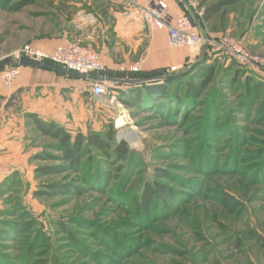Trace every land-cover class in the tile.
Listing matches in <instances>:
<instances>
[{
    "label": "rangeland",
    "instance_id": "1",
    "mask_svg": "<svg viewBox=\"0 0 264 264\" xmlns=\"http://www.w3.org/2000/svg\"><path fill=\"white\" fill-rule=\"evenodd\" d=\"M22 1L8 4L0 0V59L15 56L26 45L52 52L46 43L66 35L69 42L93 49L109 60L110 49H101L104 41L93 37L83 41L82 30L69 29V25L82 21L92 35L102 25L104 36H109L105 41L108 47L114 40L117 20L112 9L138 11L126 0H39L13 9ZM177 1L203 14V2L208 7L219 0ZM259 2L244 0L224 10L205 25V33L208 37L213 33L220 34L214 38L227 34L235 38L239 29L263 31L262 13L248 10ZM261 39V44L246 48L264 58V36ZM144 51L139 48L136 58L131 53V60H143L140 54ZM213 60L205 65L218 67L217 73L196 101L186 103L184 86L177 82L174 91L181 94L185 106L175 97L163 107L155 106L157 110L153 105L128 107L109 83L103 99L106 102L93 100L90 84H85L86 110L81 115L75 106L72 110L58 109V121L72 135L104 134L113 128L115 142L127 143L132 151V159L120 164L122 168L96 156L88 170L85 163L77 172L36 176L37 167L64 163L33 159L42 152L61 154L50 150L54 141L36 131L26 113L27 167L0 189V213L3 203L13 204L8 209L14 213L12 218L0 216V264H264V249L257 241V237L264 240V88L258 91L244 82L252 77L249 70L233 79V73L225 70L226 60L218 59L219 65ZM103 63L111 69L105 60ZM190 65L168 69L173 74L187 71ZM261 71L256 72L255 81H264ZM246 94L249 98L244 100ZM19 96L8 103L27 112L36 95L30 100L26 94ZM65 98L74 102L71 95ZM128 133L136 136L133 143L119 140ZM157 170L169 173L159 181L173 191L167 200L172 210L155 205L146 214L137 215L134 204L145 184L155 180ZM46 184L71 185L83 193L35 197ZM222 197L236 206L230 210ZM2 221L13 222L12 228ZM28 222H32L30 229ZM31 240L32 247L25 248Z\"/></svg>",
    "mask_w": 264,
    "mask_h": 264
},
{
    "label": "trees",
    "instance_id": "2",
    "mask_svg": "<svg viewBox=\"0 0 264 264\" xmlns=\"http://www.w3.org/2000/svg\"><path fill=\"white\" fill-rule=\"evenodd\" d=\"M5 1L8 4L11 2V0ZM38 1L39 0H25L17 3L13 9L20 10L24 6L36 4ZM243 1L244 0H219L216 4L208 7H205V2H203L200 5V8L204 10L203 14H198L187 3L182 4L179 2V4L183 9L184 14L192 19L195 27L198 30L201 29L202 33H205V25L209 24V22L220 15L224 10L232 8ZM194 18L197 19V23ZM218 59L220 60V58L215 57L214 54L210 53L209 48H205L201 52L200 60L191 64L187 71H178L177 73L172 74L169 72L170 69H158L150 72L121 73L106 69V72H94L92 75L95 77H107L110 79L111 84L114 85L111 87L112 92H117L120 95L119 98L121 102L128 107L140 108L141 106V108L145 109L149 108L150 105H153L154 107L156 106L159 108L165 106L171 99H174L175 101V97L177 99L176 101L183 106V100L179 97L181 94L174 91L177 88V82L182 83L181 87L184 86L183 96L187 99L186 103L196 101L201 96V93H203L208 86L212 84L218 69L216 66L205 65V62L207 64V62L213 60L215 64L219 65ZM221 59L226 60V62L229 63L228 65H225V70L230 71L231 74L233 73V79H238L240 74L244 73L245 70H249L252 77L244 78V82L248 85L251 84L258 91L264 88V81H255L254 79L257 77L256 72L258 71L241 66L228 57ZM186 76L188 79H186V83L184 84L182 80ZM118 80H139L145 83L137 85H127L123 83L116 84ZM181 87L179 91L181 90ZM245 91H247V89ZM247 98H249V96L247 94L244 95V100H247ZM156 107L154 108L155 110H157ZM27 119L33 123L36 131H38L42 136L50 138L54 141V145L49 147L50 150L61 154L60 157H57L51 153L42 152L40 154H36L33 159L37 162H54L59 160L64 163L63 166L58 167H37L35 169L36 176H55L73 170L77 172L85 165V163H88L86 168L88 170L90 168V163L94 161L96 156L103 158L102 160L112 164V166H117L118 168H122L119 167L120 164L132 159V151L130 150L128 144L125 142H115L113 128H110L104 134L89 132L88 134L76 133L75 135H72L64 127L54 122H45L36 114H28ZM120 170L122 169H119V171ZM168 176L169 173L167 171L157 170L155 180L152 181V183L148 182L145 184L140 196L138 197V201L134 204V212L137 215L146 214L145 212H148L149 207L155 205L156 208H160L157 206L162 205L164 211L172 210L170 205H167V200L168 198L173 197V191L169 190L165 184L160 182ZM4 186L5 185L2 184L0 189ZM43 188L45 189L35 192V197L40 198L55 194L70 195L71 193L80 196L83 193L81 188L75 189L71 185L46 184ZM222 202L224 203V206L230 208V210L236 206V204L231 205L228 197H222ZM3 204L4 209L1 211L0 216L14 217L12 209H8L12 208L13 204ZM3 223L8 224L7 227L12 228L13 222L2 221V224ZM26 227L28 229L32 228V222H28ZM9 238L12 237L9 236L8 239ZM20 239L21 236L19 235L18 241ZM257 241L264 249V240L261 237H257ZM26 247H32V240L27 246H25V248Z\"/></svg>",
    "mask_w": 264,
    "mask_h": 264
},
{
    "label": "crops",
    "instance_id": "3",
    "mask_svg": "<svg viewBox=\"0 0 264 264\" xmlns=\"http://www.w3.org/2000/svg\"><path fill=\"white\" fill-rule=\"evenodd\" d=\"M151 1L154 6H157L159 2L167 5L165 12L172 23L178 17L184 15V11L177 0ZM256 9L264 17V0H260L258 6L254 5V7L249 6L248 8V10ZM112 11L115 12L117 20L114 26V40L108 43V47L105 41L109 39V36H104L102 25L99 24L96 35L89 33L90 28L81 23L82 21L75 20L69 25V29L74 27V30L78 28L82 30L84 37L81 39L83 41L91 40V37L104 41V44L103 42L101 43V49L104 50L106 46L108 50L110 49L112 55L109 60L106 59V56L104 57L105 63H109L111 66V69L108 68L110 69L109 71L124 73L121 71L122 67L129 69L132 65L139 62H141V72L171 67L182 68L187 64L200 60L201 50L206 48L203 47L200 51H193L189 48L171 47L167 31L155 30L149 27L142 19L139 11H133L126 7L117 10L112 9ZM199 31L202 32L201 29ZM236 34L238 36L235 38L240 40L242 44L254 46L262 43L261 38L264 36V30L239 29ZM217 36H220V34L213 35L211 33V37ZM68 43L69 38L65 35L62 39L59 38L46 43L45 47L54 51L57 47ZM139 48H145L144 53L140 54V58L142 57L143 60H131L136 58ZM131 53H133L132 58ZM212 54L220 58L221 61L222 55L220 53L212 51ZM120 57L126 60L122 61ZM221 62H224V60ZM122 63H125L126 66H121L120 64ZM227 64L229 63L226 62ZM93 83L31 67H22L19 78L11 85H5L0 81V186L15 175L19 176L20 172L24 170L23 168L27 167L26 162L30 156V151L26 150L29 141L26 140L27 130L25 119L23 118L24 115L26 113L37 114L46 122H54L64 126V123L61 124L57 119L58 109L62 111L64 107L67 110H72L73 106H75L77 113L81 115L86 110L85 84H90L88 89L90 97L93 100H98L92 95ZM25 94L28 95L29 100L32 95H36V98L33 103L32 99L29 101L28 111L22 113L21 110L19 111V106L13 102L20 97L19 95ZM69 95L74 98V102H69L65 98ZM62 97H64V100L60 99ZM11 99L14 101L8 103ZM101 101L106 102L103 99ZM29 168L31 167L29 166Z\"/></svg>",
    "mask_w": 264,
    "mask_h": 264
},
{
    "label": "built area",
    "instance_id": "4",
    "mask_svg": "<svg viewBox=\"0 0 264 264\" xmlns=\"http://www.w3.org/2000/svg\"><path fill=\"white\" fill-rule=\"evenodd\" d=\"M126 1L138 8L142 19L149 27L167 31L171 47L189 48L193 51H200L206 47L215 53L225 55L241 66L264 72V58L250 53L240 40L228 35L218 38L208 37L206 33L200 32L192 19L185 14L172 23L165 12L167 5L162 2L154 6L151 0ZM21 53H24L28 59L51 63L85 75L106 72L102 57L98 52L75 42L59 46L52 52L43 51L33 45H26L14 57L20 56ZM21 69L20 66H14L1 70L0 81L5 85H11L19 78ZM173 70H176V67H173ZM121 71L124 73L140 72L141 62L132 65L129 69L122 67ZM109 83L111 84V81L94 82L92 95L98 100L104 99Z\"/></svg>",
    "mask_w": 264,
    "mask_h": 264
},
{
    "label": "water",
    "instance_id": "5",
    "mask_svg": "<svg viewBox=\"0 0 264 264\" xmlns=\"http://www.w3.org/2000/svg\"><path fill=\"white\" fill-rule=\"evenodd\" d=\"M194 20L197 23V19L194 18ZM14 66L43 69V70L54 72L58 75L82 79L84 81H90V82H101L105 80L110 81V79L108 78H100V77H95L93 75H85V74H81L78 72L67 70L57 65H52L47 62L34 61V60L26 58L24 53H21L19 58L14 57V56H8L6 58L0 59V71L7 67H14ZM117 82L127 84V85H137V84L145 83L139 80H118Z\"/></svg>",
    "mask_w": 264,
    "mask_h": 264
},
{
    "label": "bare ground",
    "instance_id": "6",
    "mask_svg": "<svg viewBox=\"0 0 264 264\" xmlns=\"http://www.w3.org/2000/svg\"><path fill=\"white\" fill-rule=\"evenodd\" d=\"M19 57L20 56H17V58ZM120 139L129 143H133L136 140V136L134 134L132 135V133H128L121 135Z\"/></svg>",
    "mask_w": 264,
    "mask_h": 264
}]
</instances>
